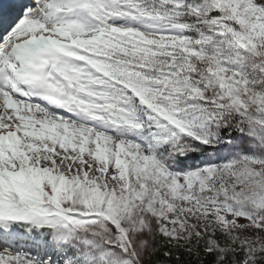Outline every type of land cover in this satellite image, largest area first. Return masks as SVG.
I'll return each mask as SVG.
<instances>
[{"label": "snow or ice", "instance_id": "obj_1", "mask_svg": "<svg viewBox=\"0 0 264 264\" xmlns=\"http://www.w3.org/2000/svg\"><path fill=\"white\" fill-rule=\"evenodd\" d=\"M0 264H264V0H0Z\"/></svg>", "mask_w": 264, "mask_h": 264}]
</instances>
